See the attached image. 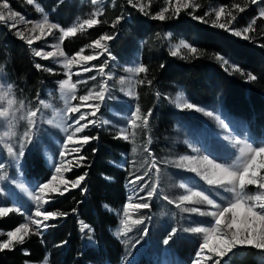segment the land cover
<instances>
[{
  "label": "rangeland",
  "instance_id": "374dc122",
  "mask_svg": "<svg viewBox=\"0 0 264 264\" xmlns=\"http://www.w3.org/2000/svg\"><path fill=\"white\" fill-rule=\"evenodd\" d=\"M23 1L40 16L28 18L0 0V19L33 45L37 57L50 61L45 70L57 76L44 96L30 97L0 62V218L21 216L15 227L0 231V248L42 232L61 216L49 204L57 194L84 183L83 172L75 177L68 173L83 163L94 131L107 129L131 142V149L121 154L130 176L127 199L112 230L125 248L115 264H264V138H255L246 121L223 107L192 102L177 83L153 90V107L144 110L139 87H147L141 75L148 35L137 39L130 52L116 55L110 44L129 32L118 26L66 52L63 40L97 25L104 5L113 6L115 0H93L87 16L68 26L53 20L37 0ZM153 2L161 7L151 13ZM123 3L147 21H168L184 11L242 38L256 17H264V0ZM249 7L255 16L243 22L238 13ZM122 17L132 22L129 14L117 20ZM149 35L171 54L194 49L186 36L170 28H154ZM219 61L225 69H237L227 57L219 56ZM143 92L146 98L151 94ZM162 107L178 114L166 118ZM36 146L50 167L49 176L37 182L23 168L26 154ZM82 230L86 244L95 245L91 227L82 222ZM179 236L198 241L187 261L173 247ZM247 254L253 255V263L247 262Z\"/></svg>",
  "mask_w": 264,
  "mask_h": 264
},
{
  "label": "trees",
  "instance_id": "16d2710c",
  "mask_svg": "<svg viewBox=\"0 0 264 264\" xmlns=\"http://www.w3.org/2000/svg\"><path fill=\"white\" fill-rule=\"evenodd\" d=\"M7 1L28 18L40 16L31 4L23 0ZM37 1L53 20L63 26L70 25L78 17L87 16L95 5L93 0ZM160 7V2H153L151 13ZM185 13L181 11L168 21H147L123 0H115L113 6L109 3L104 5L97 25L65 38L63 47L72 53L109 28L122 26L121 30L129 29L128 34L114 40L110 48L116 55H123L133 49L132 44L137 39L148 35L142 48L145 71L141 75L147 87H139L144 110L153 107V90H166L177 83L183 86L192 102L209 107L219 105L246 121L255 138L259 135L264 138V17H256L247 37L242 38L223 26ZM197 13L202 14L201 11ZM125 14L130 15L132 22H127L125 17L117 20ZM238 14L243 22L255 16L251 7ZM165 22V28L186 36L194 49L183 54H171L163 43L154 42L149 31L165 29ZM13 29L0 19V62L5 64L11 79L23 94L44 96L48 87H54L52 81L57 76L45 70L52 63L37 57L33 45L16 35ZM219 56L227 57L237 69H225ZM38 63L41 67L37 66ZM143 89L151 91L147 98ZM160 109L166 118L178 114L174 109ZM93 134L95 139L84 149L83 163L68 173L69 177H75L83 172L84 183L57 194L48 206L61 216L42 232H30L12 247L0 248V264H41L43 261L48 264H90L92 261L115 264L122 259L124 244L112 230L119 222L118 213L127 199L130 174L129 168L122 165L121 154L131 149V142L107 129H97ZM40 151L39 146L32 147L23 165L24 171L35 182L46 179L50 174V167ZM20 219L19 213L0 218V231L15 227ZM82 222L91 227L95 245L86 244ZM3 236L1 233L0 237ZM197 245V240L187 236H179L173 241L177 254L185 261L191 258ZM246 258L247 262H254L251 261L253 255L247 254Z\"/></svg>",
  "mask_w": 264,
  "mask_h": 264
}]
</instances>
